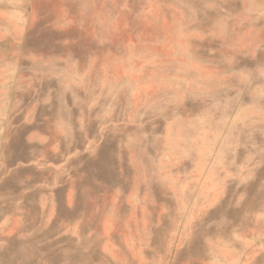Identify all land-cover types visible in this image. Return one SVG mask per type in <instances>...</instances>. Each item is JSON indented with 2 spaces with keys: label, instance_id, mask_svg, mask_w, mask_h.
<instances>
[{
  "label": "rangeland",
  "instance_id": "1",
  "mask_svg": "<svg viewBox=\"0 0 264 264\" xmlns=\"http://www.w3.org/2000/svg\"><path fill=\"white\" fill-rule=\"evenodd\" d=\"M0 264H264V0H0Z\"/></svg>",
  "mask_w": 264,
  "mask_h": 264
}]
</instances>
